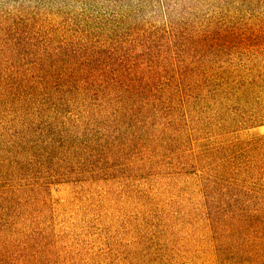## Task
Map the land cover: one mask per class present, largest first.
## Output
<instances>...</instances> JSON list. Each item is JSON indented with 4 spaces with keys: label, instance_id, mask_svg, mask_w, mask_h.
I'll return each mask as SVG.
<instances>
[{
    "label": "trees",
    "instance_id": "16d2710c",
    "mask_svg": "<svg viewBox=\"0 0 264 264\" xmlns=\"http://www.w3.org/2000/svg\"><path fill=\"white\" fill-rule=\"evenodd\" d=\"M167 19L152 37L169 44V62L156 58L151 44L74 48L70 40L32 72L44 77L0 80L3 162L26 185L35 178L115 179L118 170L105 163L181 153L183 173L196 175L202 189L220 258L264 264V136L193 150L228 128L264 125V30L182 34ZM9 193L1 203L13 202Z\"/></svg>",
    "mask_w": 264,
    "mask_h": 264
},
{
    "label": "rangeland",
    "instance_id": "374dc122",
    "mask_svg": "<svg viewBox=\"0 0 264 264\" xmlns=\"http://www.w3.org/2000/svg\"><path fill=\"white\" fill-rule=\"evenodd\" d=\"M168 16L182 34L261 32L264 0H168V8L166 0H0V80L44 77L32 72L70 40L74 48L88 42L133 50L151 44L156 58L169 62V44L152 37ZM262 136L264 125L234 133L228 128L193 150L244 145ZM7 141L0 127L1 201L11 191L15 197L0 201V264H227L199 181L182 171L181 153L173 160L140 153L105 163L118 170L115 179L35 178L24 185L3 162Z\"/></svg>",
    "mask_w": 264,
    "mask_h": 264
}]
</instances>
